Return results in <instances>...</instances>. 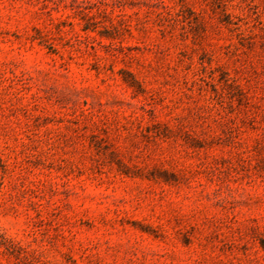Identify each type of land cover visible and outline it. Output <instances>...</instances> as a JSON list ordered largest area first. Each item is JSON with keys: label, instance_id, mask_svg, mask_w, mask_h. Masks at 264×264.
Here are the masks:
<instances>
[{"label": "rangeland", "instance_id": "374dc122", "mask_svg": "<svg viewBox=\"0 0 264 264\" xmlns=\"http://www.w3.org/2000/svg\"><path fill=\"white\" fill-rule=\"evenodd\" d=\"M0 264H264V0H0Z\"/></svg>", "mask_w": 264, "mask_h": 264}]
</instances>
